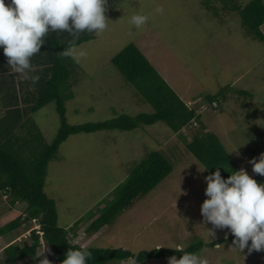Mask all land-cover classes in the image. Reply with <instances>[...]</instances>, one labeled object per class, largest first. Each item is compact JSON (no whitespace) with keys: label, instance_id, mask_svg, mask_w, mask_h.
<instances>
[{"label":"rangeland","instance_id":"374dc122","mask_svg":"<svg viewBox=\"0 0 264 264\" xmlns=\"http://www.w3.org/2000/svg\"><path fill=\"white\" fill-rule=\"evenodd\" d=\"M250 1H116L106 16L110 20L107 30L68 51L77 67L67 81V123L153 112L111 63L115 54L133 44L177 96L195 108L201 125L218 137L238 169L264 183V176L254 173L250 159L242 154L247 147L254 149L252 156L257 159L264 153V39L250 35L240 16V10ZM133 15H147L148 21L137 28L131 22ZM260 30L264 35V23ZM223 87H229L228 91ZM221 91L226 94L218 109L204 103L206 96ZM32 118L44 144H50L60 125L55 103H48ZM199 128L196 123L180 133L189 141L191 133ZM153 151L165 156L172 171L111 222L88 231L93 220L114 202L116 188ZM203 168L185 141L158 121L131 131L70 135L48 163L43 190L55 203L59 226L69 228L80 221L74 242L81 247L123 248L137 254L158 247L181 249L196 240L206 244L218 241L214 247L204 246L196 255L207 264H264V250L248 252L246 248L240 253L233 248L227 228L215 229L214 237L208 239L207 230L212 225L204 222L200 206L207 199L204 177L210 173L201 172ZM21 207H10L8 198L0 197V226L21 215ZM25 226L22 222L0 238V260L8 244L29 242L31 228ZM38 228L34 222L32 229ZM42 249H38L36 258L50 254L45 249L37 256ZM105 264L132 262L111 260ZM140 264H168V258Z\"/></svg>","mask_w":264,"mask_h":264},{"label":"trees","instance_id":"16d2710c","mask_svg":"<svg viewBox=\"0 0 264 264\" xmlns=\"http://www.w3.org/2000/svg\"><path fill=\"white\" fill-rule=\"evenodd\" d=\"M116 1L118 0H107L106 13L113 8ZM240 16L249 34L263 40L264 35L260 30L264 23L263 1H250L240 10ZM94 37L95 33L88 32H82L78 37L63 31L49 33L40 53L31 58L32 70L28 75L39 76L36 83L31 78L24 79L9 67L3 49L0 48V63L6 59V66L0 67V197H7L10 207L22 204L21 215L0 226V238L14 231L22 222H26L25 229L31 228L29 242L23 245L10 243L3 248L0 264H39L42 259L36 258V252L41 247L48 250L50 255L47 259L53 264H62L67 251L78 248H87L91 252L92 258L88 264L128 260L136 255L123 248L81 247L74 242L75 229L80 221L69 228L58 225L55 203L43 189L48 163L54 159L59 146L70 135L101 130L131 131L140 125L149 126L162 121L185 141L188 151L203 167H208V173L215 171L214 168L223 167L220 172L222 178L226 179L231 171L239 170L218 137L201 125L200 115L195 108L189 107L177 96L133 44L115 54L111 63L137 89L143 100L152 106L153 112L138 113L135 116L120 113L104 121L68 124L65 116V102L70 97L67 93V81L77 67L68 51ZM228 88L223 87L224 92ZM222 91L206 96L204 103L214 104V108L218 109L219 101L226 94H222ZM241 93L247 92L240 91ZM51 102L55 103L60 125L51 143L44 144L41 131L32 116ZM196 123L200 128L192 132L190 140L187 141L180 130L184 127L190 128ZM253 152L252 147H247L242 154L250 160H258L256 156H252ZM171 171L172 166L162 153H149L116 188L114 202L93 220L87 230H98L111 222L124 209L145 196ZM252 178L263 183L257 176ZM34 222L38 223V229H32ZM227 239L233 241V236ZM216 244L218 241L206 244L196 240L185 248H179L180 251H176L177 248L158 247L150 251H140L137 259L140 263L172 256L179 259L184 253L196 254L204 246L214 247Z\"/></svg>","mask_w":264,"mask_h":264},{"label":"clouds","instance_id":"9594fccd","mask_svg":"<svg viewBox=\"0 0 264 264\" xmlns=\"http://www.w3.org/2000/svg\"><path fill=\"white\" fill-rule=\"evenodd\" d=\"M106 2L9 0L6 3L0 0V48L7 58V65L24 79L31 78L36 83L39 76L28 75L32 70L31 58L40 53L49 33L63 31L73 37H78L82 32L103 33L110 21L106 17ZM158 11L162 12L163 9ZM147 21V15H133L131 19L137 28ZM248 163L254 173L264 176V153L260 154L258 160L252 159ZM220 168L223 167L214 168L215 171L204 177V195L207 199L202 202L200 213L204 222L212 225V229L207 230L208 239L214 237L215 229L227 228L233 236V248L240 253L246 248L248 252L264 250V183H258L243 169L231 171L226 179L222 178ZM207 169L204 167L201 172ZM44 252L45 247L37 256ZM138 256L136 254L130 258L132 264H140ZM48 257L40 260L39 264H50ZM91 258L92 254L87 248L72 249L67 251L62 264H88ZM168 264H207V261L196 254L184 253L179 259L169 257Z\"/></svg>","mask_w":264,"mask_h":264},{"label":"crops","instance_id":"0c3cea01","mask_svg":"<svg viewBox=\"0 0 264 264\" xmlns=\"http://www.w3.org/2000/svg\"><path fill=\"white\" fill-rule=\"evenodd\" d=\"M5 2L8 3L9 0H5ZM106 7H108V5H107ZM111 10H112V9H108V11H107V13H106V16H107L108 12H110ZM5 62H6V59H5L4 62H1V63H0V65L2 64V65L0 66L1 68H2V67L4 68V67L6 66ZM31 63L33 64V60L31 61ZM4 64H5V65H4Z\"/></svg>","mask_w":264,"mask_h":264}]
</instances>
